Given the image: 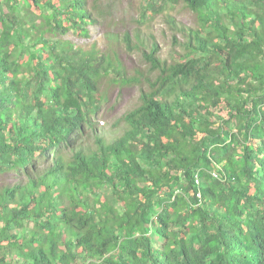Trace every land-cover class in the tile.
<instances>
[{"label": "trees", "instance_id": "trees-1", "mask_svg": "<svg viewBox=\"0 0 264 264\" xmlns=\"http://www.w3.org/2000/svg\"><path fill=\"white\" fill-rule=\"evenodd\" d=\"M113 1L0 0V264H264V0H142L129 67L66 38Z\"/></svg>", "mask_w": 264, "mask_h": 264}, {"label": "rangeland", "instance_id": "rangeland-1", "mask_svg": "<svg viewBox=\"0 0 264 264\" xmlns=\"http://www.w3.org/2000/svg\"><path fill=\"white\" fill-rule=\"evenodd\" d=\"M88 4H92L91 0H88ZM142 4V0H114L111 5V13L107 14L105 23H102L101 26L98 25L96 27H90V39H85L84 37L77 36L74 33L68 34L66 38L77 45L85 44L86 42L95 40L106 50L107 48L105 47L107 45H110V48H114L116 50L120 49V54L124 56L125 61L128 65L127 67H129L130 65L135 64L136 60H138L137 57L132 56L133 59H129L128 55L123 50V43L119 41L118 45L117 42H110L106 38L105 33L110 26L111 30L113 31H122L124 29L134 28L135 26H137L138 24L134 22L133 18H136L138 16ZM170 12L171 14H173V16H175V19L178 22L189 26L194 25L193 14L181 4L175 6L174 9H172ZM108 23L110 24V26L106 25ZM150 27V30L154 32L156 40L158 41L161 48V56L168 57L170 50V35L168 31L169 29L164 23L163 18L161 16L155 17L153 20H151ZM114 89L115 87H109L108 92H112ZM138 94V86L129 85L119 89L117 91V97L110 96L111 102L115 105L113 110L111 109L108 113H105V116L108 117L110 123L113 121V114H117L116 116H118L120 113L134 105V103L137 101ZM103 121L104 119L100 121L101 125H104ZM105 126L108 127V125Z\"/></svg>", "mask_w": 264, "mask_h": 264}]
</instances>
